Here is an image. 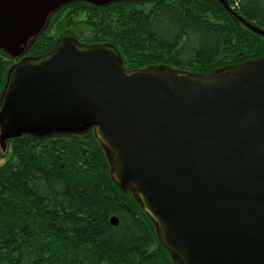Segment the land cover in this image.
I'll return each mask as SVG.
<instances>
[{
  "label": "water",
  "instance_id": "95a60500",
  "mask_svg": "<svg viewBox=\"0 0 264 264\" xmlns=\"http://www.w3.org/2000/svg\"><path fill=\"white\" fill-rule=\"evenodd\" d=\"M122 1L140 0H0V50L23 56L70 3ZM217 1L264 37L228 0ZM91 130L113 181L133 192L174 260L264 264V57L211 75L127 70L115 46L67 35L9 70L0 98L3 151L25 135Z\"/></svg>",
  "mask_w": 264,
  "mask_h": 264
},
{
  "label": "trees",
  "instance_id": "16d2710c",
  "mask_svg": "<svg viewBox=\"0 0 264 264\" xmlns=\"http://www.w3.org/2000/svg\"><path fill=\"white\" fill-rule=\"evenodd\" d=\"M228 1L264 29V0ZM51 23L21 58L0 50V94L15 60L45 55L67 35L115 46L127 70L167 65L211 75L264 57V37L217 0L73 2ZM9 142L12 157L0 165V264H183L132 192L113 181L93 130Z\"/></svg>",
  "mask_w": 264,
  "mask_h": 264
},
{
  "label": "rangeland",
  "instance_id": "374dc122",
  "mask_svg": "<svg viewBox=\"0 0 264 264\" xmlns=\"http://www.w3.org/2000/svg\"><path fill=\"white\" fill-rule=\"evenodd\" d=\"M63 8V7H62ZM62 8H60L59 10H57L56 12H54L53 14H52V16H51V18L49 19V21H48V23H47V26L45 27V29L43 30V31H45L52 23H51V20H52V17H54V15L56 14V13H58ZM71 36H73V35H71ZM75 37V36H74ZM64 38V37H63ZM62 39V38H61ZM59 41V40H58ZM81 43V42H80ZM81 44H84V43H81ZM85 45V44H84ZM22 57V56H21ZM20 57V58H21ZM4 59L5 60H7L8 58L7 57H4ZM23 59H27V57L26 58H22V60ZM21 59L20 60H15V63H13L10 67H8V69L6 70V72H5V80L3 81L4 82V86H3V88L2 89H4L5 88V86H6V83H7V79H8V73H9V70H11V69H13L14 67H15V65H17V64H19L21 61H22ZM167 66V65H166ZM233 66H235V65H233ZM233 66H230V67H233ZM237 66V65H236ZM170 67V66H169ZM230 67H227V68H230ZM172 68V67H171ZM172 69H174V70H177V71H180V70H178V69H176V68H172ZM226 69V68H225ZM221 70H223V69H221ZM221 70H219V71H217L216 73H218V72H221ZM192 73V72H191ZM195 74H198V73H195ZM205 75H207V74H205ZM3 91V90H2ZM2 91H1V94H2ZM1 94H0V98H1ZM102 146V145H101ZM104 149V148H103ZM104 151H105V149H104ZM105 153H106V151H105ZM106 156H107V153H106ZM11 157H12V146H11V142H9L8 144H7V148H6V150H4L3 151V149L1 148V145H0V165H3L4 163H6L9 159H11ZM107 159H108V161H109V163H110V160H109V158H108V156H107ZM110 165H111V163H110ZM111 169H112V166H111ZM112 177V176H111ZM123 190H126V191H130V190H128V189H123ZM132 192V191H131ZM132 194H133V192H132ZM134 196V195H133ZM135 197V196H134Z\"/></svg>",
  "mask_w": 264,
  "mask_h": 264
}]
</instances>
